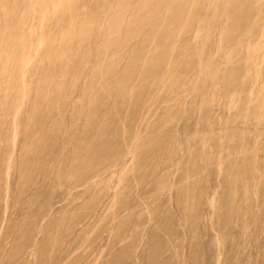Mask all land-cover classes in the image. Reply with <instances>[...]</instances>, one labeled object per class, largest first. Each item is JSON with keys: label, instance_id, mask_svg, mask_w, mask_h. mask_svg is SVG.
<instances>
[{"label": "rangeland", "instance_id": "obj_1", "mask_svg": "<svg viewBox=\"0 0 264 264\" xmlns=\"http://www.w3.org/2000/svg\"><path fill=\"white\" fill-rule=\"evenodd\" d=\"M51 1L0 0V264H264V0Z\"/></svg>", "mask_w": 264, "mask_h": 264}, {"label": "bare ground", "instance_id": "obj_2", "mask_svg": "<svg viewBox=\"0 0 264 264\" xmlns=\"http://www.w3.org/2000/svg\"><path fill=\"white\" fill-rule=\"evenodd\" d=\"M31 1H32L33 14H36V12L38 11V8H39L38 7L39 0H31ZM120 1L122 3V6H121V12H120L119 16H122V21L119 22V18H117L115 21H111V18L108 19L107 30H105V35L102 36V38H109L107 40V46H109V44L112 40L111 38H113L112 37V29L113 28H116V30L120 32V35L117 38H132V36L135 35L136 32L142 31L144 29L143 26H145V25H143V23L141 24L139 19L137 20V18H135L134 16H132L131 19L127 20L128 17L125 19L124 18V14L126 11V8L124 7L125 0H120ZM139 1H143L144 4H148V5L153 6L155 0H139ZM61 2H62V0H60L59 2L58 1H51L50 2L51 10L54 12L53 17H52L53 18L52 24L55 23L57 32H58V25L60 27L63 25L62 21L61 22L59 21V24H58L59 18H58L57 5H58V3H61ZM68 2H69L68 5L71 6V8L73 9L77 3V0H69ZM44 8H45V4L42 3L40 9H42L44 11ZM43 11H42V20L47 18V14L44 13ZM1 24L3 25V22L2 23L0 22V25ZM2 25H1V27H2ZM172 31H173V27L170 26V28L168 30H166V32H164L163 38H171L172 37ZM209 32H210V30H207L206 34L209 35ZM0 34H1L0 38H7V34L9 36V38H13V35H14L13 30H11L10 27H6V28L3 27L2 29L0 28ZM70 35H72V36H70ZM94 35H95V30L90 25L89 21H78L77 23H75V28H73L72 32H70L67 35H60V38H84L85 36H91L94 38ZM43 36H44V34H43ZM51 38H53V37H51ZM54 38H58V33L54 35ZM44 39L46 40L48 38H44ZM80 42H81V40H80ZM98 47L99 48L104 47L103 43L101 44V46H98ZM27 48H28V53H31L33 45L30 44V46H28ZM55 50L58 53V45L55 46ZM27 62H28V60L24 59L23 65L26 64Z\"/></svg>", "mask_w": 264, "mask_h": 264}]
</instances>
